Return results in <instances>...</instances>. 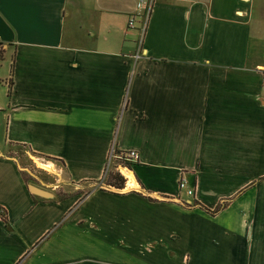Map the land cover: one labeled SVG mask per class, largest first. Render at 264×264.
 Returning <instances> with one entry per match:
<instances>
[{
	"label": "crops",
	"instance_id": "1",
	"mask_svg": "<svg viewBox=\"0 0 264 264\" xmlns=\"http://www.w3.org/2000/svg\"><path fill=\"white\" fill-rule=\"evenodd\" d=\"M137 1L0 0V264H264V0Z\"/></svg>",
	"mask_w": 264,
	"mask_h": 264
},
{
	"label": "built area",
	"instance_id": "2",
	"mask_svg": "<svg viewBox=\"0 0 264 264\" xmlns=\"http://www.w3.org/2000/svg\"><path fill=\"white\" fill-rule=\"evenodd\" d=\"M155 5V0H138L135 10L128 17V28L131 30L138 29L139 37L137 41V49L135 52L136 61L145 56L144 40L147 32L148 22L152 15ZM1 46H0V61H1ZM9 84H11L9 79ZM139 159V153L136 150L117 151L115 146L112 148L109 160L106 165L103 181L107 179L110 174V167L113 162L116 168L122 173L123 170H128L130 167L127 163H133ZM179 190L186 192L189 197H195L196 192L193 187H190L186 178H182L179 182Z\"/></svg>",
	"mask_w": 264,
	"mask_h": 264
},
{
	"label": "rangeland",
	"instance_id": "3",
	"mask_svg": "<svg viewBox=\"0 0 264 264\" xmlns=\"http://www.w3.org/2000/svg\"><path fill=\"white\" fill-rule=\"evenodd\" d=\"M7 65L8 63H6L5 65V69H7ZM2 67H0L1 69ZM4 70V69H3ZM115 150H117L115 148ZM27 150L26 148L22 150V148H15L13 150V153L19 157V159H21L22 161H25L27 162L26 164V168H28L31 173L35 174L37 177H39L40 180L46 182V183H56V179L58 180L60 177H58V174H59V171H57L55 168L54 165H52V167H47V166H44L42 163H48L50 161V159L48 158H45V159H40L39 161L36 162V158L38 155L34 154V153H31L32 157L31 160L28 159V155H27ZM118 151V150H117ZM27 158V160H26ZM39 158V157H38ZM125 173V171H123ZM111 173H118L120 175H122L124 178H125V175L123 173H121L117 168H116V164L113 162L112 166L110 167V174ZM110 174L109 176L107 177V179L105 180V182L107 183V180L109 179L110 177ZM126 179V178H125ZM68 186L65 188L66 190L65 191H69V190H73L74 189V186L72 185H69L67 184ZM58 193L59 194H63V195H69V198L72 197L74 194L73 193H69V192H64V190L62 189H58ZM82 190H79V191H76L77 193H81ZM76 194V193H75ZM186 264H189V259H186L184 261Z\"/></svg>",
	"mask_w": 264,
	"mask_h": 264
},
{
	"label": "trees",
	"instance_id": "4",
	"mask_svg": "<svg viewBox=\"0 0 264 264\" xmlns=\"http://www.w3.org/2000/svg\"><path fill=\"white\" fill-rule=\"evenodd\" d=\"M0 46H1V55H2L1 60H2L4 52H5V47H4L5 44L0 41ZM10 91L11 90H9V94H10ZM15 147L16 148L17 147L22 148V150L26 148V147L19 145V144H16ZM34 154H36V153H34ZM127 164L129 165V167H131L133 165V163H127ZM25 178L28 182L38 183L35 179L29 178L28 176H26ZM125 183H126V179L118 173H111L109 179L107 180V184H109L110 186L115 187V188H123L125 186ZM67 198H69V195L67 196V195H63V194H59V193L57 195V199H59V200H65ZM223 206H224V203L220 204L219 207L213 213H216L219 210H221L223 208Z\"/></svg>",
	"mask_w": 264,
	"mask_h": 264
},
{
	"label": "water",
	"instance_id": "5",
	"mask_svg": "<svg viewBox=\"0 0 264 264\" xmlns=\"http://www.w3.org/2000/svg\"><path fill=\"white\" fill-rule=\"evenodd\" d=\"M30 189H31L33 194L39 195V196L44 197V198H53L55 196L54 193H52L51 191H49L47 189L40 188L34 184L30 185Z\"/></svg>",
	"mask_w": 264,
	"mask_h": 264
},
{
	"label": "bare ground",
	"instance_id": "6",
	"mask_svg": "<svg viewBox=\"0 0 264 264\" xmlns=\"http://www.w3.org/2000/svg\"><path fill=\"white\" fill-rule=\"evenodd\" d=\"M44 166H47V167H51V163H42ZM125 175H127V177H129L131 179V182L130 184L133 185L135 182L133 181V176H132V173L129 172V171H125Z\"/></svg>",
	"mask_w": 264,
	"mask_h": 264
}]
</instances>
